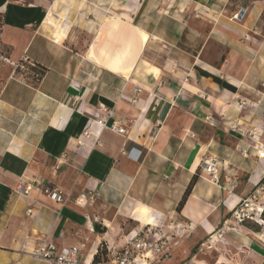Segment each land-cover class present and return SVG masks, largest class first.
<instances>
[{
    "label": "crops",
    "instance_id": "1",
    "mask_svg": "<svg viewBox=\"0 0 264 264\" xmlns=\"http://www.w3.org/2000/svg\"><path fill=\"white\" fill-rule=\"evenodd\" d=\"M0 17L6 60L43 72L0 100V264H51L34 256L42 243L92 264L103 243L121 247L148 224L135 219L140 207L165 236L192 226L158 264L211 246L222 225L237 251L215 261L264 264V222L232 217L243 200L264 210V0H0ZM81 34L86 49L73 53L66 44ZM210 158L216 184L200 169ZM89 191L97 198L78 204Z\"/></svg>",
    "mask_w": 264,
    "mask_h": 264
},
{
    "label": "built area",
    "instance_id": "2",
    "mask_svg": "<svg viewBox=\"0 0 264 264\" xmlns=\"http://www.w3.org/2000/svg\"><path fill=\"white\" fill-rule=\"evenodd\" d=\"M244 11V9H242ZM243 14H240V11L236 12L232 19L241 20ZM1 29V27H0ZM22 64H18L16 68L23 70L25 67V63L28 64L29 67H33L31 64L27 63L25 60L21 62ZM246 102H241L239 104V109L245 105ZM100 110L108 117L112 116L113 113L111 111L106 110L105 108L100 107ZM96 124L106 127L108 130L114 133L123 134L125 130L120 128L117 124L112 123L107 125L106 120L99 118L96 121ZM253 140H257L255 137L256 134H251ZM84 136H88V131L84 132ZM79 145H82L81 142H78ZM259 150L256 151L257 158H264V143H260ZM135 152L137 155L134 160L137 161L141 155V151L131 148L124 152L127 158L132 159V153ZM243 154H246L245 150L242 151ZM219 161L216 158H210L206 160H202L200 163L201 171L209 177V180L213 183H218L219 180ZM237 180L233 179L228 182L230 189H234ZM259 189L264 191V178L262 179ZM30 191V186H26L20 183L15 192L23 195H27ZM97 193L95 191H89L87 193L81 194L76 202L78 204H86L87 202H93L97 198ZM47 197L58 204H62L64 202V194L57 189H52L47 193ZM251 202L248 200H243L239 202L236 208L232 212L233 219L238 223H244L245 219L250 221H257L251 216V213L256 215L253 211H257L259 208H250ZM263 209L261 210V212ZM251 212V213H250ZM258 213V217L260 219V214ZM153 219V218H152ZM141 225V224H140ZM174 230V234L171 236H165L162 232V226L156 225L153 219V224H145L139 228L137 232L129 233L126 237V242L121 247H110L109 245L103 243V248L106 252L107 264H158L161 259H168L170 257L169 254V243L173 238H182L184 235L189 234L192 231V226L185 224L180 225L176 228H171ZM34 256L41 260H45L51 264H85L81 261L80 250L76 247H70L67 249L58 250L52 243L49 244H40L39 247L35 250ZM105 263V264H106ZM180 264H211L208 263L205 259H198L196 256L191 258H186ZM212 264H223L220 263L219 260L215 261Z\"/></svg>",
    "mask_w": 264,
    "mask_h": 264
},
{
    "label": "rangeland",
    "instance_id": "3",
    "mask_svg": "<svg viewBox=\"0 0 264 264\" xmlns=\"http://www.w3.org/2000/svg\"><path fill=\"white\" fill-rule=\"evenodd\" d=\"M15 1H20L22 3H28L31 0H15ZM98 11L100 12V14L106 15L108 11V9H98ZM1 17H0V27H1ZM74 35V34H73ZM82 36V39H79V37ZM77 35V37L72 38V40H69L66 44V47L69 49L70 51L73 53H78L81 54L83 51H85L86 49V45L88 44V40L87 37L84 36V34L81 35ZM81 38V37H80ZM155 49H159L158 47ZM8 49L5 46H0V100L7 97H13L15 98L16 95L14 94V92L12 93V91H10V89L13 87L14 84H21L23 85V83H31L36 81L37 77L36 75H34V73L30 70L32 67H29L28 64L25 63V67L23 70L16 68V66L18 64H22L21 62H15L12 63L10 61H7L6 59V55H7ZM153 53L155 54H162V52H160L159 50L155 51L152 50ZM250 208H258V207H250ZM254 213H256V215L252 214L251 212V216L254 217V219L259 223L263 225V221L261 219H259L258 217V213L257 211H253ZM245 222H253L256 224V222L254 221H250L248 219H245ZM138 225V224H137ZM226 228H224V226H220V228H218L216 230V232L213 234V239L212 237L210 238H206V241L211 240L213 241L210 244L204 245L201 248L202 249H198V250H193V252H191L189 254V257H187L188 259L197 255L198 259H205L207 261H209L210 263L215 261L217 259V257L219 256V254L221 253H225L228 251L227 255L231 256V251L232 253L234 251H237L232 245L231 243L226 239L225 235H226ZM184 238H186V235H184L181 239L183 240ZM215 246V247H212ZM212 247V248H211ZM227 248V249H225ZM230 251V252H229ZM177 261H169V262H164L163 264H175Z\"/></svg>",
    "mask_w": 264,
    "mask_h": 264
},
{
    "label": "trees",
    "instance_id": "4",
    "mask_svg": "<svg viewBox=\"0 0 264 264\" xmlns=\"http://www.w3.org/2000/svg\"><path fill=\"white\" fill-rule=\"evenodd\" d=\"M30 70L36 75L37 80L40 79V77L43 75V72L41 71V69L39 70L36 67L35 68L32 67ZM195 180L196 179H193L191 181V183L189 184V186L187 187L185 194H184L181 202L179 203L177 209L180 210V208L183 206L187 196L189 195V193H190V191H191V189L195 183ZM150 212H151V210L149 208L140 207L137 214H136L135 219L137 221H140V222H146L148 224H153V219L150 215ZM260 219L264 222V210L260 214ZM94 228H96L97 231H100L96 225L94 226ZM106 261H107L106 252L103 248V245H101L99 247L95 257H94L92 264H104V262H106Z\"/></svg>",
    "mask_w": 264,
    "mask_h": 264
},
{
    "label": "bare ground",
    "instance_id": "5",
    "mask_svg": "<svg viewBox=\"0 0 264 264\" xmlns=\"http://www.w3.org/2000/svg\"><path fill=\"white\" fill-rule=\"evenodd\" d=\"M255 211V210H254ZM257 212L259 213V212H261V209L259 208L258 210H257ZM258 223V222H257Z\"/></svg>",
    "mask_w": 264,
    "mask_h": 264
}]
</instances>
